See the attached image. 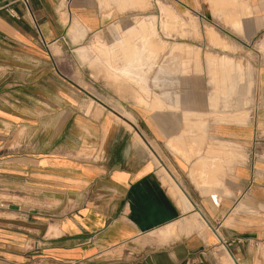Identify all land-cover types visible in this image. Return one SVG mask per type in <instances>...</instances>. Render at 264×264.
Masks as SVG:
<instances>
[{"label": "crops", "instance_id": "crops-1", "mask_svg": "<svg viewBox=\"0 0 264 264\" xmlns=\"http://www.w3.org/2000/svg\"><path fill=\"white\" fill-rule=\"evenodd\" d=\"M11 1L0 0V264H264V67L248 116L242 91L232 104L225 86L212 117L203 80L184 103L201 116L111 108L77 134L62 119L52 137L38 124L52 92L65 103L53 61L118 10L114 0H29L39 35L20 2L2 8ZM143 60L139 51L138 70ZM84 145L89 157L76 154Z\"/></svg>", "mask_w": 264, "mask_h": 264}, {"label": "rangeland", "instance_id": "rangeland-1", "mask_svg": "<svg viewBox=\"0 0 264 264\" xmlns=\"http://www.w3.org/2000/svg\"><path fill=\"white\" fill-rule=\"evenodd\" d=\"M113 2L118 15L80 46L67 48L65 56L53 61V67L64 75L59 89L65 103L58 100V92H52L50 118L38 124L41 127L49 122L52 137L57 135L62 119L71 122L67 130L77 134L90 127L87 118L117 115L111 108L125 117L201 116L185 112L184 103L194 92L201 94L203 80L215 94L210 103L214 118L220 110L219 92L222 90L224 97L225 86L233 91L228 96L232 104L241 100L238 94L242 91L244 116L252 111V103L262 99L257 74L264 67V1ZM235 20L237 27L232 24ZM133 47L143 54L141 70L135 64V69L126 66L134 62ZM234 72L236 78L228 76ZM95 98L104 103V109L96 105ZM75 118L79 123L72 129ZM93 153L86 145L76 152L83 157ZM261 250L264 258V247Z\"/></svg>", "mask_w": 264, "mask_h": 264}, {"label": "built area", "instance_id": "built-area-1", "mask_svg": "<svg viewBox=\"0 0 264 264\" xmlns=\"http://www.w3.org/2000/svg\"><path fill=\"white\" fill-rule=\"evenodd\" d=\"M14 2H20V3L23 5V7L25 8V10L29 13L30 19H31V21H32V23H33V25H34V28H35L36 32H37L39 35H41V32H40V29H39V27H38L37 21H36V19L34 18V16L31 14V12L29 11V0H13V1L8 2L7 4H5L2 8H6V9H7V7H8L10 4L14 3ZM7 11H8V14H9L11 17H16V15L13 14L12 10H7ZM215 233L217 234L216 231H215ZM220 241H221V243H224V244H225V242H224L223 240L220 239Z\"/></svg>", "mask_w": 264, "mask_h": 264}, {"label": "bare ground", "instance_id": "bare-ground-1", "mask_svg": "<svg viewBox=\"0 0 264 264\" xmlns=\"http://www.w3.org/2000/svg\"><path fill=\"white\" fill-rule=\"evenodd\" d=\"M132 52L134 53V62H133V63H132V62H129L126 66L129 65L130 67L133 68V65L135 64L134 67L137 68V69H139L138 66H137V63H138V60H139V51H138L137 48L133 47ZM127 62H128V61H127ZM135 68H133V69H135ZM137 69H136V70H137ZM137 72H138V71H137ZM135 73H136V71H135ZM135 73H134V74H135ZM138 73L140 74V72H138ZM138 73H136V74L138 75ZM123 74H124V73H123ZM136 74H135V75H136ZM135 75H134V76H135ZM137 77H138V76H137ZM135 78H136V77H135ZM135 78H134V79H135ZM129 79H130V77H129ZM175 151H176V150H175ZM163 180H164V179H163ZM197 186H198V185H197ZM176 189H177V188H176ZM177 193H179V192L177 191ZM170 227H171V226H170Z\"/></svg>", "mask_w": 264, "mask_h": 264}]
</instances>
